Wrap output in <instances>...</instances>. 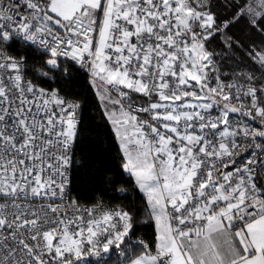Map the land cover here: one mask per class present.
Instances as JSON below:
<instances>
[{"label": "snow or ice", "instance_id": "snow-or-ice-1", "mask_svg": "<svg viewBox=\"0 0 264 264\" xmlns=\"http://www.w3.org/2000/svg\"><path fill=\"white\" fill-rule=\"evenodd\" d=\"M0 264H264V0H0Z\"/></svg>", "mask_w": 264, "mask_h": 264}, {"label": "trees", "instance_id": "trees-1", "mask_svg": "<svg viewBox=\"0 0 264 264\" xmlns=\"http://www.w3.org/2000/svg\"><path fill=\"white\" fill-rule=\"evenodd\" d=\"M237 35H240L239 30H235ZM76 90L82 93V98L88 99V107L91 110L90 115H94L96 112L95 108V101L91 97L90 90L87 86V84L77 85ZM98 139L100 141L98 145V151L101 153L103 158L106 160V162L111 163L115 160L116 157V146L114 143H112L107 135L104 134L103 130L101 131L100 135L98 136ZM94 193L90 191H82L81 196L83 198L84 202H89L93 197ZM132 200L127 201L129 203L136 201L139 202L142 199V195L139 192H132ZM154 228L152 226H149L148 224H145L141 227L140 235L144 236L146 239L151 240L153 236Z\"/></svg>", "mask_w": 264, "mask_h": 264}]
</instances>
